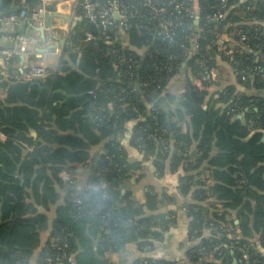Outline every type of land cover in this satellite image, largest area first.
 Instances as JSON below:
<instances>
[{
	"label": "trees",
	"instance_id": "16d2710c",
	"mask_svg": "<svg viewBox=\"0 0 264 264\" xmlns=\"http://www.w3.org/2000/svg\"><path fill=\"white\" fill-rule=\"evenodd\" d=\"M217 2L198 0V23L194 19L186 21V25L196 29L193 37L198 49L185 41V35L189 34L186 28L178 32L173 43L134 28L113 43L101 37L95 22L82 17L76 20L62 49L69 52L72 45L76 47V39L82 41L85 31L95 36L77 46L74 60L78 61L79 71L64 68L65 75L55 73L38 83V80L15 81L11 79V63L4 68L5 74H0V133L4 136L0 140V264H32L36 249L39 251L34 263L47 264L44 258L52 253L50 240L62 237L68 244L67 253H74L75 264H112L105 253L118 251L128 242L152 250V240L160 238L169 228L175 214L168 211L145 215V209H156L155 196L148 195L144 205L136 204L122 190L121 184L130 166L116 136L123 133L125 122L131 119L137 121L131 142L152 156L156 165L164 166L168 161L177 167L182 160L188 161L187 150L193 140L197 141L196 151L191 155L195 166L202 161L209 165L214 182L211 190L203 193L201 204L188 203L185 209L189 225L188 253L194 255L197 248L204 247L220 258L219 263L212 264H233L235 255L241 254L238 245L245 243V239L226 233L221 221L226 210L234 209L241 219L240 232L253 231L252 224L258 228L259 238L252 240L249 254L256 259L253 264H264V252L257 248L259 245L264 250V98L237 93L229 85L219 94L224 104L221 108L215 100L207 102V91L187 78L176 113L189 116L190 134L178 135L174 152L169 143L166 153L158 152L155 143L148 139L149 133H161L169 141L170 115L163 104L173 101L174 97L164 95L166 81L162 78L155 81L158 73L173 76L185 66L192 68L195 77L206 78L198 62L208 57L206 52L215 53L213 43L225 28L235 38V53L231 60L222 58L236 69L264 67V49L260 46L264 38V0L231 1L222 20L207 22L205 15L213 11ZM239 16L253 18L255 22L248 24ZM132 33L147 46L146 52L140 53L127 44L126 38ZM242 33L247 35L245 42H240ZM114 46H124L126 53L138 60L139 66L131 75L126 66L118 69L113 65L110 51ZM168 62L174 67L169 72ZM212 64L210 60L208 67ZM253 78L240 82L246 88H259L261 93L264 80L258 75ZM140 81L152 83L144 91L130 92V87ZM122 88L126 90L123 92ZM90 89L96 90V97L88 94ZM56 101H63L57 109L58 130L47 129L48 132L39 122L38 109L45 106L51 115L55 110L52 103ZM125 102L128 105L123 106ZM73 103H80L83 110L67 114ZM149 103L157 119L152 118L146 106ZM109 104L115 107L114 111L109 110ZM238 114L242 118H237ZM249 121H253L252 126ZM29 128L37 130L41 141L33 140ZM101 141H104V153L91 158L89 146ZM27 147H32V151L23 155ZM109 155L113 156V162ZM88 162L90 168L83 170L79 185L72 187L62 181L61 172L74 178L76 169ZM101 180L106 183L105 188L100 187ZM77 194L84 203L81 207L73 201ZM213 197L222 201L221 211L215 209L218 202ZM52 208L51 220L48 212ZM251 214L254 215L252 224ZM208 227L213 232L221 229V237L215 233L205 237L203 230ZM45 230H48L46 238L42 234ZM231 241L239 243L233 252L224 247ZM144 260L160 262L145 256L133 264H143ZM192 260L197 264H211L200 256H193ZM63 264L69 263L65 259Z\"/></svg>",
	"mask_w": 264,
	"mask_h": 264
},
{
	"label": "crops",
	"instance_id": "0c3cea01",
	"mask_svg": "<svg viewBox=\"0 0 264 264\" xmlns=\"http://www.w3.org/2000/svg\"><path fill=\"white\" fill-rule=\"evenodd\" d=\"M30 1L32 2L31 4L36 3L34 0ZM50 6L51 5L48 6L47 13L45 14V20L42 25L35 22H29L27 20H20L18 25L13 22L2 23L0 45H9L11 37L18 31L36 37V42L29 45L26 53L17 54L12 57L11 79L15 81L38 80V83H42V81L46 78L24 79L22 77V72L25 67L41 63L54 69V71L49 75L55 73L65 75L66 73L62 71L64 68L79 71L78 61L75 62L74 54L78 52L77 46L82 44L83 40H87L85 38L86 31L84 32V39L82 41L76 39L75 43L77 48L72 45V47L69 48V52H63L62 49L67 44V39L71 34L72 27L76 20L82 18V16L78 14L80 10H77L76 14H72L70 13L68 5L64 7L63 5H60L59 7L55 6L53 11L49 9ZM10 9H13L12 3H3L1 0L0 13L7 12ZM47 15L52 17L49 24L46 26L45 23L48 21ZM239 17L242 18L241 16ZM195 23H198V19ZM41 27H44L43 30L40 29ZM197 30H199V28H197ZM222 34L223 37L227 38L231 42H234L235 38L231 36L232 33H228L227 28L223 30ZM126 41L132 49L140 53L147 51V46L141 44L138 37L134 33L130 35V38H126ZM51 45L54 47L50 48ZM56 48H58V52L55 50ZM245 50L250 51L247 48ZM1 69L2 65L0 64V70ZM207 72L208 74L206 78H197L193 75L192 70L183 66L178 73L171 76L170 79L165 82L164 95L170 94L174 97L173 101H167L163 104V107L170 115L168 137L171 148L173 147V152L176 137L178 135L186 136L190 134L189 116L176 113V109L180 106V94L183 91L185 79L189 78L197 87L205 89L207 91V102H213L215 100L217 101L216 106L221 108L224 107V104L220 102L219 94L226 86L229 85L234 86L237 93L247 92L249 94H257L258 96H262L264 98V88L260 93L258 90L259 88L257 87L251 86L250 88H246L243 86L240 79L235 75L231 63L225 59H220V57L216 58ZM41 87L46 89L48 88L47 85H42ZM62 102L63 101H56L52 103L55 110L51 115L45 106L38 109V116L40 117L39 122L41 125H44L46 131L58 130L57 124L59 123L60 118L57 117V109L63 105ZM150 104L151 103L146 105L148 110L150 108ZM205 106L207 105L205 104L204 107ZM108 107L111 111L115 108L111 104H109ZM81 110H83V106L80 103H73V105L69 107L67 114H70L73 111L80 112ZM237 118H242V115L238 114ZM136 122L137 121L134 119L126 121L123 133L116 136L126 152V159L128 165L130 166V171L121 184L122 190H124V194H127V197L136 204L144 205L147 202L148 195H154L156 198L155 201L157 202L156 209H145V215L167 214L168 211H174L175 221L171 222L169 228L162 233L160 238L152 240L151 251H149V247L140 248L135 242H128L118 251L106 252L105 257H107L112 264H133L137 259L145 256L153 257L154 260H158V262L160 261V264H197L194 260H192L194 255L188 253L190 243L188 237L189 225L188 219L185 216V209L188 203L201 204L204 201V199L201 198L203 193L205 192L208 194L207 191L211 190L214 182L211 179L209 165L206 161H202L198 164V166H195L192 161L191 155L196 151V140L192 141V144L187 150L190 154L188 159L189 162L182 160L177 167L171 166L168 161L165 162L164 166L156 165L152 156H147L143 150H139L131 142L133 128L135 127ZM29 135L33 138V140L41 141V139H39V135L37 134V130L34 128H29ZM0 140H4V136L1 133ZM103 143L104 141H101L100 143L89 146L91 158H96L104 153ZM46 145L47 144H45V146ZM30 151H32V147L25 148L23 155ZM212 154H215L214 150L212 151ZM89 164L90 162L85 163L83 166H79L76 169L74 178L77 179L78 185L84 177L83 170L90 168ZM213 198L218 202L215 204V209L217 208V210L221 211L223 207H221L222 201L216 199L215 197ZM48 216L51 220L53 219L54 208L48 212ZM250 217V223L252 224L254 223V215L251 214ZM240 222L241 219L239 217V213L234 209L226 210L225 218L221 221L225 232H231L236 236L243 237L245 241H254V239L257 240V238H259V230L255 227V224H252L251 227L253 231L240 232V228L238 227ZM45 231L42 233L44 238L47 237L48 233V230ZM203 235L206 237L208 233L203 230ZM23 243L26 244V240H24ZM257 248L260 249L261 252H264L261 246L258 245ZM38 251L39 249H36L33 255L34 257L31 258L32 264H35L34 260L37 257Z\"/></svg>",
	"mask_w": 264,
	"mask_h": 264
},
{
	"label": "built area",
	"instance_id": "2783aa9c",
	"mask_svg": "<svg viewBox=\"0 0 264 264\" xmlns=\"http://www.w3.org/2000/svg\"><path fill=\"white\" fill-rule=\"evenodd\" d=\"M35 4H31L30 0H10L13 9L7 12L0 13V39L2 31V23L13 22L19 24L20 20H27L29 22H35L42 25L45 20V14L47 13L48 6L53 4L56 7L60 5H68L70 13L76 14L77 10H80L82 17L93 21L100 29L101 37L105 39H111L115 43L119 38L125 37L127 35V30L137 29V31H145L151 37H160L161 39L173 43L177 39V34L179 31H189L188 35H185V41L190 43L191 48L198 49V43L194 41L195 28L191 25H186V21L194 19L195 21L199 19V4L198 0H34ZM231 1L234 0H218L213 11L205 15V20L210 21H220L226 16V9ZM247 19L248 24H252L253 18ZM182 27V28H180ZM50 32V30H49ZM192 34V35H191ZM86 39H95V36L90 32H85ZM247 40L246 33L240 35V42H245ZM36 42V37L33 35L25 34L20 31L16 32L11 37V42L9 45H0V59L3 61L2 69L0 74H5L4 68L11 63L13 56L17 54H23L28 51V47ZM68 43V42H67ZM215 47V53H207V58H202L199 60L198 64L203 69V73L208 74V63L212 62L216 58L227 57L229 60L233 58L235 53V43L231 42L227 38L220 34L216 41L213 43ZM261 48L264 49V38L261 39ZM57 52L58 48L55 49ZM208 51L211 49L208 47ZM111 59L113 65L118 69L121 66H126L132 74L133 69H137L139 66L138 60L130 53H126L124 46H114L110 51ZM210 58V60H209ZM223 59V58H222ZM228 61V60H227ZM229 62V61H228ZM166 69L167 71H172L174 67L170 62H168ZM192 70L191 67H188ZM54 71L53 68L41 63L38 65H31L30 67H25L22 72V77L24 79H41L48 76ZM235 75L243 82L249 79H254L258 75L259 79L264 80V67L256 65L252 68L236 69L233 67ZM159 77L155 81H167L170 79V75L161 71L158 73ZM253 81V80H252ZM152 82L140 81L134 86L130 87V92H136L138 90L144 91V88L148 87ZM143 88V89H142ZM126 89L122 88L124 92ZM88 94L92 97H96V90H88ZM123 99V97H122ZM128 105L127 102L123 106ZM97 111L99 110L96 107ZM114 111V110H113ZM150 113L153 119L156 118L155 109L152 104H150ZM101 115V114H100ZM139 117H141L139 115ZM99 119V115H98ZM249 125H253V121H249ZM148 139L152 140L157 148L158 152L166 153L169 148L170 141L166 140L165 136L161 133H149ZM171 147V145H170ZM110 162H113V156H108ZM60 177L63 182L67 185L76 187L77 179L72 178L68 173L61 172ZM99 181V180H98ZM100 187L105 188L106 183L100 181ZM73 201L75 204H80L78 206L84 205L80 194H77ZM208 236H212L215 233L216 237H221L222 231L218 229L213 232V228H205ZM238 241H231L225 244L226 249H230L233 252L237 250ZM68 244L66 238L62 237L53 238L50 240L49 249L52 253L47 254L44 261L47 264L56 263L63 264L66 259L69 264H75L74 253H67L66 248ZM238 250L241 254H236L233 262L234 264H253L256 259L251 258L249 254V249L253 248V241L248 240L245 243L238 245ZM194 256H200L206 258L210 263H219L220 258L214 255V251L207 252L204 247H199L194 251ZM143 264H159L150 263L147 260L143 261Z\"/></svg>",
	"mask_w": 264,
	"mask_h": 264
},
{
	"label": "water",
	"instance_id": "95a60500",
	"mask_svg": "<svg viewBox=\"0 0 264 264\" xmlns=\"http://www.w3.org/2000/svg\"><path fill=\"white\" fill-rule=\"evenodd\" d=\"M0 3H1V0H0ZM49 9L53 11V10L55 9V6H54L53 4H51V6L49 7ZM51 17H52V16L47 15V20H48V21L45 23L46 26L49 24V21H50ZM43 28H44V27H41L40 29L43 30ZM53 47H54L53 45L50 46V48H53ZM0 64L3 66V61H2V59H0ZM259 101H260V99L254 104V106H256V105L258 104ZM238 117H240V116H238Z\"/></svg>",
	"mask_w": 264,
	"mask_h": 264
},
{
	"label": "rangeland",
	"instance_id": "374dc122",
	"mask_svg": "<svg viewBox=\"0 0 264 264\" xmlns=\"http://www.w3.org/2000/svg\"><path fill=\"white\" fill-rule=\"evenodd\" d=\"M64 6H67V5H66V4H64V5H63V7H64ZM243 21L247 22V19H243Z\"/></svg>",
	"mask_w": 264,
	"mask_h": 264
}]
</instances>
